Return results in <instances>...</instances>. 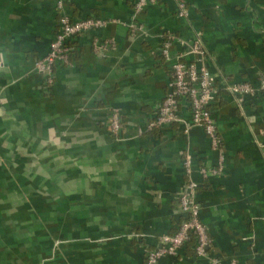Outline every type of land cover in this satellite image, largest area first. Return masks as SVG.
<instances>
[{
    "label": "crops",
    "instance_id": "0c3cea01",
    "mask_svg": "<svg viewBox=\"0 0 264 264\" xmlns=\"http://www.w3.org/2000/svg\"><path fill=\"white\" fill-rule=\"evenodd\" d=\"M58 1L73 21L105 24L70 39L69 62L48 84L34 66L59 30ZM135 1L0 0V264H144L183 219L178 195L189 180L209 255L264 264V91L241 110L223 89L264 85V0H186L187 19L175 0L135 17ZM132 21L142 27L133 35ZM169 35L200 36L215 78L211 110L225 152L218 176L199 173L217 162L201 128L147 129L183 50L174 40L163 60ZM94 42L108 44L96 52ZM112 110L117 135L108 129ZM178 113L189 119L183 102ZM189 241L158 264H210Z\"/></svg>",
    "mask_w": 264,
    "mask_h": 264
},
{
    "label": "built area",
    "instance_id": "2783aa9c",
    "mask_svg": "<svg viewBox=\"0 0 264 264\" xmlns=\"http://www.w3.org/2000/svg\"><path fill=\"white\" fill-rule=\"evenodd\" d=\"M177 3L176 15L179 19H187L189 10L186 0H175ZM156 0H136L134 4L135 17L149 5L155 4ZM57 11L59 13V30L50 42L49 50L46 56L35 63L34 70L45 77L48 84L52 83L54 67L58 64L67 65L71 48L69 41L72 37L96 30L105 24V21L94 18L73 21L64 12L62 3L57 2ZM142 27L133 22L130 24L131 34H137ZM139 33H142L139 31ZM176 40L183 47V50L176 53L171 64L173 75V88L167 93L158 107L155 117L148 122V130H161L163 127L179 123L183 127V133L188 135L191 127H198L203 130L209 139L210 148L216 153L217 162L212 168H201L199 173L203 179L210 176H218L223 171L225 152L224 144L220 134L217 131L216 122L212 117L211 105L215 100L216 87L215 78L205 66V52L203 50L200 36H194L191 40L175 38L171 35L165 36L161 43V56L165 62H170V48ZM105 46L108 43H103ZM103 46V47H105ZM100 47L97 42L93 43V49L99 52ZM190 56L194 60L187 61ZM234 100L238 109H243L245 99L255 97L264 91L262 87L254 86L247 82L225 84L223 88ZM186 107L189 119L179 115L181 103ZM108 129L111 134L117 135L122 129V122L117 110H112L108 117ZM264 150V143H258ZM185 174L190 176L192 173V158L187 155L184 158ZM197 183L189 180L178 195V205L183 219L178 225L175 233L163 234L159 237V246L146 254L144 264H158L164 256H176L192 238L195 240L194 251L198 257L206 258L210 264H238L236 260L223 259L217 256H210L208 249L210 239L205 225L200 220V206L197 203L194 192Z\"/></svg>",
    "mask_w": 264,
    "mask_h": 264
},
{
    "label": "trees",
    "instance_id": "16d2710c",
    "mask_svg": "<svg viewBox=\"0 0 264 264\" xmlns=\"http://www.w3.org/2000/svg\"><path fill=\"white\" fill-rule=\"evenodd\" d=\"M215 87H216V86H215ZM197 189H198V186L196 187V190H197ZM191 240H192V239H191ZM191 240H190V241H191ZM190 241H189V242H190Z\"/></svg>",
    "mask_w": 264,
    "mask_h": 264
}]
</instances>
